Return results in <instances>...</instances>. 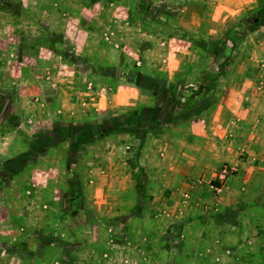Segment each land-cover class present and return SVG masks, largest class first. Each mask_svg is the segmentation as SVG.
Wrapping results in <instances>:
<instances>
[{"label": "rangeland", "instance_id": "obj_1", "mask_svg": "<svg viewBox=\"0 0 264 264\" xmlns=\"http://www.w3.org/2000/svg\"><path fill=\"white\" fill-rule=\"evenodd\" d=\"M237 3L0 0V264H185L169 253L173 238L160 231L170 228L183 238L189 229L178 222L180 216L199 210L212 217L222 197L213 189L216 174L225 165L234 167L230 183L238 164L217 159L210 178L201 174L189 177L185 188L166 189L154 179L150 160L156 143L146 133L156 134L159 122L163 126L175 115L205 117L231 84L250 91L245 100L264 101V56L249 54L248 43L242 44V56L236 53L252 26H264V0L233 16ZM192 16L202 18L201 27L184 25ZM184 36L188 45L177 46L187 60L172 77L160 80L151 66L139 63L162 57L156 68H164L170 37ZM122 85L134 101L136 89L143 95L140 119L134 101L110 106ZM227 133L235 136L238 129ZM105 177L123 184L113 183L97 198L93 184ZM149 184L161 188L151 194ZM128 194L140 200L134 210L161 214L158 232L143 233L139 216L123 218L131 208L119 202ZM94 200L98 218L90 220ZM220 257L207 252L204 260L219 263Z\"/></svg>", "mask_w": 264, "mask_h": 264}, {"label": "crops", "instance_id": "obj_2", "mask_svg": "<svg viewBox=\"0 0 264 264\" xmlns=\"http://www.w3.org/2000/svg\"><path fill=\"white\" fill-rule=\"evenodd\" d=\"M253 2L254 0H240L232 15L238 16L241 11H252L253 8L255 9ZM224 8L230 9L228 7ZM194 18L192 16L184 25L189 28L193 26L201 27L202 18L197 21ZM223 26L221 25L218 29L223 28ZM235 27H237V24ZM251 30V34L247 33L249 37L238 40L236 53L242 56V44L248 43L247 52L249 54L264 56V26L258 25V28L252 26ZM254 30H257L258 34H255ZM254 38L256 40H253ZM170 42L172 48L169 50L168 55H165L167 57L164 59V68H161L162 66L156 68L159 67L158 63H161L162 57L154 63L151 60H139L140 64L151 66L152 73L157 74L160 80L172 77V73L177 69L179 70V67L183 66L187 60L186 54H182L183 50L177 46V43L178 45L182 43L188 45L186 36L183 38L170 37ZM122 60L123 58H121ZM107 61L109 66L113 68V59L108 58ZM233 74L234 77L237 75L238 77H246L245 72H237V74L234 72ZM126 85L119 86L116 91L114 90L112 102H110L111 107L130 105L134 101L130 98L132 96H130L129 90H126ZM195 87H198V85L195 84ZM228 87L230 88L228 91L226 90V92H229L228 97L225 96L226 92L224 91L221 99H217L216 102L208 106L207 112L209 113L204 115L205 117H202L199 113H192V115L188 113L182 117L175 115L174 120L172 118L173 121L170 119L168 122H163V126L166 125V128L163 129L159 122L156 127V134L146 133V137L152 138V141L156 143L150 160L154 179L159 180V182L163 181L166 189H174L180 186L185 188V181L189 177L202 174L204 179L210 178L214 173L213 170L216 169L217 159L220 161H234L239 167H237L236 178L230 183L228 182L227 190L221 195L219 202H216L212 217L203 210L201 212L198 209H196L198 212L193 216L188 214L185 217L180 216L182 219L178 222L180 224L185 222L183 227L189 229L188 231L185 230L186 234L182 232L184 234L183 238L177 236L176 232H172L170 228L160 231V234L167 232V235L163 234L166 238L170 239L172 237L174 243L175 241L179 243L176 246L172 243L168 247L169 253L171 255L176 254L175 259L182 257L186 260L185 264H264V208L262 209L259 206L260 201H262L261 197L264 198L260 195L264 185V119L259 120L264 112V101L252 97L245 100L250 95V91L243 88V85L231 84ZM240 88H243V90ZM133 97H136L133 105L139 104L135 113L140 119L141 110L146 108L145 105L141 104L144 97L137 89ZM253 117L260 121L258 125L257 121L254 122L256 124H253ZM251 126L253 127L251 128ZM231 128H237L238 134L228 136L227 130ZM249 130L254 131L255 136H249ZM104 138L107 139L106 136ZM242 148L246 151L244 155L246 157L238 156V152ZM233 151H235V154ZM146 179L148 178L146 177ZM113 183L114 185L123 184L120 181L119 184L113 182L111 177L96 180L93 184L96 193L93 196L100 198L102 191L105 192ZM149 187L147 190L151 194L155 188H161L160 184H149ZM205 192L207 193V191H204L203 195L206 194ZM97 193L99 196H97ZM139 201H135L128 194L124 201L119 202L120 205L123 204L124 207L131 208L128 211L124 210L123 218L130 222L139 216L143 221L144 228L140 229L143 233L158 232V229H155L154 226L157 227L155 224L160 221L159 215L161 214L156 212L145 213L142 209L134 210V205H137ZM197 203L201 202L198 201ZM233 204L237 206L230 207ZM90 207L95 210L88 214L89 219L96 220L98 218V212L96 211L98 201L91 202ZM152 228H154L153 231ZM177 233H181V231ZM207 252L220 254V262L204 260ZM170 264L179 263L173 261Z\"/></svg>", "mask_w": 264, "mask_h": 264}, {"label": "built area", "instance_id": "obj_3", "mask_svg": "<svg viewBox=\"0 0 264 264\" xmlns=\"http://www.w3.org/2000/svg\"><path fill=\"white\" fill-rule=\"evenodd\" d=\"M234 169V167H228L227 165L220 168V170L216 174L217 181L213 186V189L216 194L222 195L227 190L229 176L232 170Z\"/></svg>", "mask_w": 264, "mask_h": 264}, {"label": "trees", "instance_id": "obj_4", "mask_svg": "<svg viewBox=\"0 0 264 264\" xmlns=\"http://www.w3.org/2000/svg\"><path fill=\"white\" fill-rule=\"evenodd\" d=\"M251 19H253V18L252 17H248L247 18V20L250 21V22L252 21Z\"/></svg>", "mask_w": 264, "mask_h": 264}]
</instances>
